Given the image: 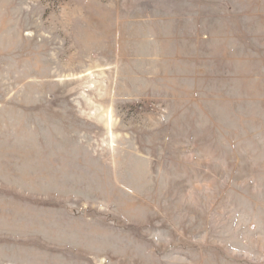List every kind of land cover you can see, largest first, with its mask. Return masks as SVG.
I'll return each instance as SVG.
<instances>
[{"label": "rangeland", "instance_id": "rangeland-1", "mask_svg": "<svg viewBox=\"0 0 264 264\" xmlns=\"http://www.w3.org/2000/svg\"><path fill=\"white\" fill-rule=\"evenodd\" d=\"M0 264H264V0H0Z\"/></svg>", "mask_w": 264, "mask_h": 264}]
</instances>
